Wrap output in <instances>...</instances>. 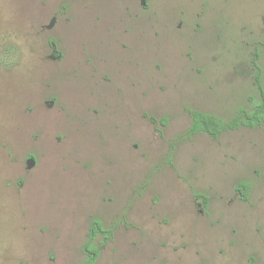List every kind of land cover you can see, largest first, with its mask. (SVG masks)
I'll return each instance as SVG.
<instances>
[{
	"label": "rangeland",
	"instance_id": "1",
	"mask_svg": "<svg viewBox=\"0 0 264 264\" xmlns=\"http://www.w3.org/2000/svg\"><path fill=\"white\" fill-rule=\"evenodd\" d=\"M148 1L0 0V264H264V121L186 134L262 102L264 0Z\"/></svg>",
	"mask_w": 264,
	"mask_h": 264
},
{
	"label": "trees",
	"instance_id": "2",
	"mask_svg": "<svg viewBox=\"0 0 264 264\" xmlns=\"http://www.w3.org/2000/svg\"><path fill=\"white\" fill-rule=\"evenodd\" d=\"M259 89L262 94V102L256 105L255 110L252 113L241 109L233 118L224 120L223 118L216 117L215 115L207 114L198 110H190L193 121L187 131V136L206 132L213 138L217 139L224 131L237 129L241 125L256 126L260 125L264 121V87L257 80ZM241 188H246L245 184L240 185ZM103 233L105 239H111L113 236V229L104 227L103 223L99 219H93L91 223V230L88 235V241L85 245L88 253L87 258L82 264H94L99 256V250L97 247H93L92 242L96 236Z\"/></svg>",
	"mask_w": 264,
	"mask_h": 264
},
{
	"label": "flooded vegetation",
	"instance_id": "3",
	"mask_svg": "<svg viewBox=\"0 0 264 264\" xmlns=\"http://www.w3.org/2000/svg\"><path fill=\"white\" fill-rule=\"evenodd\" d=\"M145 1H146V3L143 4V0H140V4L142 7L148 8L149 7V1L148 0H145ZM56 21H57V17L54 16L52 18L51 22L49 24H47L46 26L48 28H53L56 24ZM51 45H52V52L50 54V58L54 59L55 61L62 60L63 53L59 50L58 43L52 41ZM92 54H93V58L97 61V59H98L97 53H92ZM255 54L260 56V52H259L258 47H256V49H255ZM106 58H107V60L102 58L104 63H101L99 65L100 68H105L104 74H102V76H101L104 83H110V84L114 85L115 87L117 86V87H119V89H121L122 87L118 86L116 84V82L119 84L130 82V84H132L130 86H134L136 84V82H140V80H138L139 72H137L138 70H140V69H137V67H138L137 65L139 63L137 61H134L133 58L128 57V56L123 57L121 54L120 55L114 54L112 57L109 58V56H108ZM108 60L111 61V63H109ZM96 64H95V66H96ZM258 68L260 69L259 66H258ZM127 86H129V85H127ZM54 103H55V99H50V100L47 99V101H46V105L49 107H53ZM30 158H34L36 160V164L38 163L37 156L34 154H29L27 159H26L27 164H28V160ZM36 164H35V166H36ZM90 230H91V228H90Z\"/></svg>",
	"mask_w": 264,
	"mask_h": 264
},
{
	"label": "water",
	"instance_id": "4",
	"mask_svg": "<svg viewBox=\"0 0 264 264\" xmlns=\"http://www.w3.org/2000/svg\"><path fill=\"white\" fill-rule=\"evenodd\" d=\"M146 3V1L145 0H143V4H145ZM35 164H36V160L34 159V158H30L29 160H28V168H32V167H34L35 166Z\"/></svg>",
	"mask_w": 264,
	"mask_h": 264
}]
</instances>
